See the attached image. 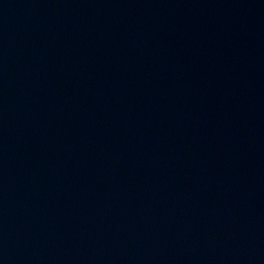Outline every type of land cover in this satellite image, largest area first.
Returning <instances> with one entry per match:
<instances>
[{"label":"water","instance_id":"obj_1","mask_svg":"<svg viewBox=\"0 0 264 264\" xmlns=\"http://www.w3.org/2000/svg\"><path fill=\"white\" fill-rule=\"evenodd\" d=\"M0 264H264V0H0Z\"/></svg>","mask_w":264,"mask_h":264}]
</instances>
